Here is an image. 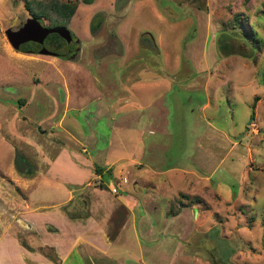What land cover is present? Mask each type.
I'll list each match as a JSON object with an SVG mask.
<instances>
[{"label": "rangeland", "instance_id": "374dc122", "mask_svg": "<svg viewBox=\"0 0 264 264\" xmlns=\"http://www.w3.org/2000/svg\"><path fill=\"white\" fill-rule=\"evenodd\" d=\"M30 14L25 0H0V234L63 202L74 177L65 163L50 176L59 151L110 167L114 147L147 163L115 164L123 188L141 176L159 208L150 232L127 223L113 251L124 264L144 249L145 264H264V0L80 2L66 24L76 45L55 46L59 55L10 45L5 30ZM154 109L164 132L144 130L156 127L145 116L139 132L113 126ZM17 152L32 172L16 170Z\"/></svg>", "mask_w": 264, "mask_h": 264}, {"label": "crops", "instance_id": "0c3cea01", "mask_svg": "<svg viewBox=\"0 0 264 264\" xmlns=\"http://www.w3.org/2000/svg\"><path fill=\"white\" fill-rule=\"evenodd\" d=\"M116 116H126L128 121L113 123L114 127L118 125L117 128H130L134 132L142 131L143 128L139 124L142 121V116H145L147 119L144 123L151 126L156 124V127H153L152 130L151 128L144 130H148L150 133L155 130L159 133L166 129L161 125L164 120L163 115H156L155 109L150 115H133L132 112H129V115ZM107 150L111 166L104 168L105 170L112 168L114 171L108 175L110 177L119 176L122 183H117V186L114 187L103 181L102 188L95 186L89 188L90 214L86 218L71 219L62 210L61 207L74 197V190L67 187L66 197L61 204L51 207V210L40 208L39 212H44L43 215H39L42 216L41 219L34 220L36 217L33 214L34 210L26 212L27 221L22 218L14 225L18 228L15 235L10 231L0 234V264H124L125 260L121 261V254L127 256L126 252L117 255L113 251L114 245L120 244L125 238L127 223H132L135 236H138V228H148L145 229V232H150L152 230L151 222H153L151 212L159 208L156 207L158 204L153 205L152 203L151 195L154 196V193L150 191V188L142 189V186H146L144 185L146 182L141 181L144 180L141 176H136L131 187L126 190L122 185L126 182L125 176L121 178L116 173V168L119 166L115 167V164L121 159H129L130 164L139 166L147 165V163L136 156L115 158V148L110 147ZM133 152L136 154V147ZM60 163H65L66 168L74 177L70 181H64L69 186H87L90 185V180L101 179L100 175L94 172V165L98 164L88 161L87 158H81L73 150L62 149L59 151L50 162L49 174L54 172L55 167ZM89 169H93V173L92 171L90 173ZM117 170L120 171L119 168ZM86 172L88 176L92 174L91 178L84 182L80 178L77 179ZM187 183V185L190 184V182ZM149 186L151 185L149 184ZM147 198L151 203L145 202ZM22 235H25L26 239ZM46 248L54 249L53 255L57 258L56 262L50 258L51 255L45 253ZM146 252L144 249L140 257L132 259V264H145Z\"/></svg>", "mask_w": 264, "mask_h": 264}, {"label": "trees", "instance_id": "16d2710c", "mask_svg": "<svg viewBox=\"0 0 264 264\" xmlns=\"http://www.w3.org/2000/svg\"><path fill=\"white\" fill-rule=\"evenodd\" d=\"M92 0H35V1H26L25 0V7L28 11L35 17H37L38 20H42L43 18L49 20V25L47 27L51 28L52 31L48 34L52 38L49 41V44L51 46H59L63 42H65V37L63 32L58 30L59 27H66V24L71 19L72 15L74 14L77 5L80 2L84 3H90ZM33 3H35V8L33 6ZM96 17L100 15H95ZM94 17V19L96 18ZM93 19V20H94ZM238 24L240 21L237 18ZM101 24L100 18H97L96 21H92L90 25V31L92 33H95L97 29L99 28ZM94 172L97 175H100L101 181L103 183V175L104 173H111L110 169L105 170L104 167H101L99 165L94 166ZM96 187V185H95ZM103 185H101V188ZM84 185L79 186H71L70 189L77 191L78 193H74V197H72L65 205L62 206V210L65 212V214L71 218V219H77V218H86L89 216V193L88 195L82 193ZM50 258L53 261H57L56 256H50Z\"/></svg>", "mask_w": 264, "mask_h": 264}, {"label": "water", "instance_id": "95a60500", "mask_svg": "<svg viewBox=\"0 0 264 264\" xmlns=\"http://www.w3.org/2000/svg\"><path fill=\"white\" fill-rule=\"evenodd\" d=\"M58 30L63 32L66 42L65 44L73 45L74 40L70 30L64 26L59 27ZM51 31V28L44 26L37 17L31 14L19 28L6 29L5 35L10 45L17 51L24 53H38L42 55H59L47 40V36ZM68 51H64L62 54L66 55ZM16 155V170L20 173L32 172L33 170L26 164L22 155L18 152Z\"/></svg>", "mask_w": 264, "mask_h": 264}, {"label": "flooded vegetation", "instance_id": "af4514ba", "mask_svg": "<svg viewBox=\"0 0 264 264\" xmlns=\"http://www.w3.org/2000/svg\"><path fill=\"white\" fill-rule=\"evenodd\" d=\"M31 15V14H30ZM27 19V18H26ZM41 22V21H40ZM42 23V22H41ZM45 26V25H44ZM19 28V27H18ZM72 34V33H71ZM72 38H73V40H74V42H73V45L75 46L76 45V42H77V40L74 38V36H73V34H72ZM66 43V42H65ZM71 55V57H74V53H71L70 54ZM23 157V156H22ZM23 159L25 160V162H26V164L29 166V168H31L32 170H34L33 168H32V166L30 165V163L23 157ZM31 170V171H32Z\"/></svg>", "mask_w": 264, "mask_h": 264}]
</instances>
